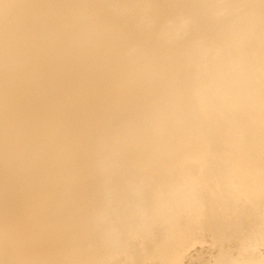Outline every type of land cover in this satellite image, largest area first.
<instances>
[{
    "label": "bare ground",
    "instance_id": "bare-ground-1",
    "mask_svg": "<svg viewBox=\"0 0 264 264\" xmlns=\"http://www.w3.org/2000/svg\"><path fill=\"white\" fill-rule=\"evenodd\" d=\"M0 264H264V0H0Z\"/></svg>",
    "mask_w": 264,
    "mask_h": 264
}]
</instances>
